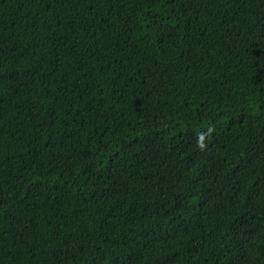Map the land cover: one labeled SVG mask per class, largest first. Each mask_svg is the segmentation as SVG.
<instances>
[{
  "label": "trees",
  "instance_id": "trees-1",
  "mask_svg": "<svg viewBox=\"0 0 264 264\" xmlns=\"http://www.w3.org/2000/svg\"><path fill=\"white\" fill-rule=\"evenodd\" d=\"M0 264H264V0H0Z\"/></svg>",
  "mask_w": 264,
  "mask_h": 264
}]
</instances>
